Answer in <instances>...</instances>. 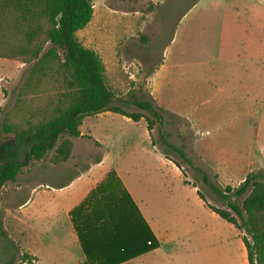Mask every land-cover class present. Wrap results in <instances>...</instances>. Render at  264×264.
Listing matches in <instances>:
<instances>
[{
	"label": "rangeland",
	"instance_id": "obj_1",
	"mask_svg": "<svg viewBox=\"0 0 264 264\" xmlns=\"http://www.w3.org/2000/svg\"><path fill=\"white\" fill-rule=\"evenodd\" d=\"M93 6L92 21L77 37L100 57L117 103L131 102L132 94L152 103L163 116L168 141L182 148L194 167L174 151L165 153L159 125L151 137L144 119L135 134L131 128L108 129L103 137L125 134L119 142L125 152L115 149L114 155L126 161L127 180L144 190L143 207L156 208L165 222L195 237L220 234L219 243L165 246L162 264H238L237 241H225L227 233L200 205L193 187L212 207L224 209L197 170L222 190L238 187L251 173H264V0H93ZM15 55L0 57V146L11 140L1 132L2 124L20 130L27 122H42L47 115L40 109L56 99L62 83L57 63L46 62L33 75L38 60ZM155 74L156 100L149 83ZM32 75V85L23 91ZM122 106L151 116L132 103ZM89 120L86 133L89 123H101ZM81 142L77 155L90 154L93 141L85 137ZM51 157L25 164L16 182L0 190V264L9 258L23 264L22 255L29 256V264L37 261L27 251L26 206L32 200L38 206L45 183L56 181L66 166L71 170V164L55 165ZM18 160L24 164V155ZM36 233L43 236L41 226ZM55 235L62 237L57 248L64 254L71 247L69 233L64 228Z\"/></svg>",
	"mask_w": 264,
	"mask_h": 264
},
{
	"label": "trees",
	"instance_id": "obj_2",
	"mask_svg": "<svg viewBox=\"0 0 264 264\" xmlns=\"http://www.w3.org/2000/svg\"><path fill=\"white\" fill-rule=\"evenodd\" d=\"M93 15V0H0V57H17L15 54L20 58L31 56V60H38L39 65V70H35L33 75L42 72L46 62L57 63L60 68L55 73L62 78L56 99L48 100L47 106L40 109L47 115L42 122H27L20 130L2 124L1 132L11 136V140L0 146V190L8 183L16 182L27 163L42 162L51 155L55 165L69 160L73 140L81 137L83 121L105 112L122 115L134 122L144 119L151 137L154 126L158 124L164 152L174 151L194 167L185 151L168 141L162 130L163 116L152 103L134 94L131 102L120 101L122 105L132 103L151 116L141 112L130 113L117 103L118 98L108 85L100 57L94 50L85 48L77 37V33L92 21ZM33 75L23 91L32 85ZM21 155H24V164L18 160ZM177 167L181 168L179 163ZM197 171L224 209L212 207L200 190L199 197L219 217L244 232L242 240L249 264H264V173H251L238 187L222 190L209 180L207 174ZM90 202L88 198L77 210L88 207ZM146 230V243H150L146 251H152L157 244L150 238L147 226ZM82 231L88 235V222ZM77 232L84 248V236H80V230ZM139 253L142 251L115 262L128 261ZM28 259L29 256L22 255L20 261L30 263ZM5 264H14V258H9Z\"/></svg>",
	"mask_w": 264,
	"mask_h": 264
},
{
	"label": "crops",
	"instance_id": "obj_3",
	"mask_svg": "<svg viewBox=\"0 0 264 264\" xmlns=\"http://www.w3.org/2000/svg\"><path fill=\"white\" fill-rule=\"evenodd\" d=\"M155 76L156 74L149 79L150 86L153 87L151 95L154 97L157 95ZM89 118L91 119L89 121H92V118L101 119V123L98 124L96 121H92L93 124L89 123V132L86 133L85 120L88 118L83 121L80 127L81 137L73 140L72 155L63 163L71 164V170L66 166L64 173H58L56 181L52 178L53 182L45 183L47 192L41 194L38 206L34 204V200L29 204V201L24 203L28 204L26 226L29 230L26 241L31 244L27 251L37 260L33 264H162V261L167 260L163 250L165 246L210 240L221 242L220 234L202 232L200 236L195 237L194 233L184 232L178 226H171L169 222H165L156 208L151 209L147 205L143 207L144 190L136 182L127 180L131 176L130 172L125 170L126 161L114 155L115 149H118V153L125 152L123 147L119 146V142L122 143L120 137L125 134H116L115 138H112L111 134L106 136L107 139L103 137V132L108 129L119 131L131 128L132 134H135L140 121L134 122L110 112ZM110 118L117 119L118 123L106 122ZM85 137L93 141L87 149L90 154L78 156V148L83 146L81 141ZM98 150L102 155L95 158L94 153ZM48 173L53 176L56 172L50 166ZM37 188L39 186L32 189L33 196L38 192ZM193 189L200 205L202 204L203 208L216 219L222 232L227 233L225 241L228 243L237 241L235 246L238 250V264H249L247 250L238 234L239 229L227 224L209 209L199 197L197 187ZM88 198L91 199L89 206L77 210ZM87 222L88 235L82 231ZM39 226L43 229L42 237L36 233ZM146 226L150 238L157 244V248L152 251H146V246L150 245L146 243L148 234ZM64 228L69 233L71 247L63 254L57 248V244L63 242L62 237L55 234H61ZM77 230H80V236H84L82 238L84 248ZM139 251L142 253L128 261L115 262Z\"/></svg>",
	"mask_w": 264,
	"mask_h": 264
}]
</instances>
